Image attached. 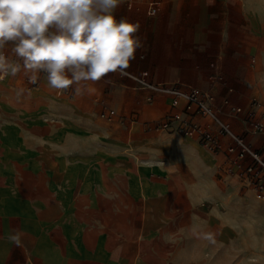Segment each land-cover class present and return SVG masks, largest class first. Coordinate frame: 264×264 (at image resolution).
Returning <instances> with one entry per match:
<instances>
[{
    "label": "crops",
    "instance_id": "0c3cea01",
    "mask_svg": "<svg viewBox=\"0 0 264 264\" xmlns=\"http://www.w3.org/2000/svg\"><path fill=\"white\" fill-rule=\"evenodd\" d=\"M149 3L122 0L115 12L140 24L128 68L248 107L259 95L253 69L264 67V0H162L156 14ZM87 88L58 93L23 72L0 81V264H177L184 240L198 254V237L229 226L208 208L224 191V154L153 129L170 99L130 77ZM104 103L114 117L101 116ZM244 115L227 118L263 149Z\"/></svg>",
    "mask_w": 264,
    "mask_h": 264
},
{
    "label": "clouds",
    "instance_id": "9594fccd",
    "mask_svg": "<svg viewBox=\"0 0 264 264\" xmlns=\"http://www.w3.org/2000/svg\"><path fill=\"white\" fill-rule=\"evenodd\" d=\"M121 3L0 0V81L23 72L36 84L43 73L49 89L82 95L87 82L123 73L143 43L138 22L117 19Z\"/></svg>",
    "mask_w": 264,
    "mask_h": 264
},
{
    "label": "built area",
    "instance_id": "2783aa9c",
    "mask_svg": "<svg viewBox=\"0 0 264 264\" xmlns=\"http://www.w3.org/2000/svg\"><path fill=\"white\" fill-rule=\"evenodd\" d=\"M161 1L150 0L149 13L156 14ZM117 73L132 78L142 88L169 97L170 108L155 122L153 129L194 137L208 151L224 154L225 173L236 176L243 187L252 190L258 198H264V151L256 148L243 133L236 132L227 118L245 112V131L263 133L264 101L253 98L249 106L244 108L234 104L230 98H224L222 105L217 106L213 102L214 94L208 89L153 82L149 79L148 71L134 73L128 67L123 73ZM213 78L214 81L223 80L219 74ZM72 90L70 88L65 92L71 93ZM152 100L150 96L149 101ZM116 114V109L105 103L102 105V117L110 119Z\"/></svg>",
    "mask_w": 264,
    "mask_h": 264
},
{
    "label": "rangeland",
    "instance_id": "374dc122",
    "mask_svg": "<svg viewBox=\"0 0 264 264\" xmlns=\"http://www.w3.org/2000/svg\"><path fill=\"white\" fill-rule=\"evenodd\" d=\"M260 59L264 55L258 56L257 64ZM253 70L259 94L254 98L264 101V67ZM219 158L217 178H223L219 183L224 191L216 189V199L208 208L219 220L229 216V226L223 232L221 223L215 224L212 237H198V254L193 253V243L184 240L177 264H264V198L243 187L236 176L222 172L220 164L225 158Z\"/></svg>",
    "mask_w": 264,
    "mask_h": 264
}]
</instances>
